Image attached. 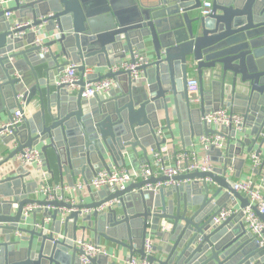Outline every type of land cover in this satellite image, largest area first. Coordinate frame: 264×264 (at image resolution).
I'll use <instances>...</instances> for the list:
<instances>
[{
  "label": "water",
  "instance_id": "95a60500",
  "mask_svg": "<svg viewBox=\"0 0 264 264\" xmlns=\"http://www.w3.org/2000/svg\"><path fill=\"white\" fill-rule=\"evenodd\" d=\"M5 1L0 4V126L20 108L18 96L38 108L33 105V113L25 112L11 135L0 138V167L23 150L38 148L49 177L56 171L72 188L77 177L87 183L97 170L124 167L138 151L143 164L149 163L148 153L161 150L166 134L171 141L177 136L183 149L201 136L220 137L225 146L206 152H217L219 168L175 177L184 182L178 187L148 188L164 177L139 180L113 194L92 195L87 187L88 204L34 198L40 184L25 182L30 173L18 167L0 178V264H82L77 242H85L86 233L96 247L104 241L141 259L145 240L158 239L149 264H264V247L244 226L248 200L227 179L229 167L236 172L249 163L244 155L264 168V0H211L205 17L199 13L203 0ZM22 21L30 26L14 29ZM47 34L57 37L42 45L47 49L42 54L34 41ZM135 54L144 63L137 81L124 72L84 75L86 68L133 62ZM69 64L79 76L75 93L56 85ZM43 66L45 76L39 78L36 68ZM191 73L198 80L195 103L187 91ZM102 79L113 80V89L83 99L84 86ZM223 107L242 117L240 133L202 122ZM113 200L119 204L104 213L81 218L77 212ZM236 201L239 212L214 225L213 218ZM25 206L38 209L25 217ZM73 209L61 223V211ZM39 212L43 218L37 221ZM87 264L115 263L98 255Z\"/></svg>",
  "mask_w": 264,
  "mask_h": 264
},
{
  "label": "built area",
  "instance_id": "2783aa9c",
  "mask_svg": "<svg viewBox=\"0 0 264 264\" xmlns=\"http://www.w3.org/2000/svg\"><path fill=\"white\" fill-rule=\"evenodd\" d=\"M5 0H0V4L5 5ZM200 15L205 17L211 13V1L203 0L202 5L199 11ZM6 18L10 17V14H5ZM29 21L15 22L14 29H20L23 27H29ZM29 31L36 33L35 28H30ZM50 39L57 37L56 34H50ZM19 36L23 37L24 33L19 34ZM48 35H42L35 39L34 44L36 46H40V52L45 54L47 49L42 47V45L50 40H46ZM133 62L129 60H124L119 64H114L108 69L106 72H110L112 74L118 72L128 73L130 79L137 81L141 78L143 72L140 70V67L144 65L143 59L140 54H135L133 57ZM92 74H97L95 69L86 68L85 76H90ZM193 74V73H191ZM17 77H19L17 75ZM79 80V76L76 73V65L69 64L65 67L63 72L59 75L56 80V85H65L68 92H75L77 90V82ZM114 87V81L111 79H102L97 82L88 83L84 86V90L82 93L83 99H91L95 95H105L109 93ZM198 82L195 78L189 77L187 80V91L191 96V102H197V94H198ZM21 96H18L19 109H16L9 121H4L0 126V138L11 135L12 129L19 126L22 122V116L28 109V106L21 100ZM23 111V112H22ZM202 122L210 125L211 127L219 128V127H232L237 133H240L242 130L243 119L238 114H231L228 108L223 107L217 112H211L208 115L204 116ZM196 141V142H195ZM195 144L193 143L192 148L189 150H183L177 152L172 157V164L164 163V153L165 149L161 148L159 152H151L149 155L150 161L149 163H144L140 166L139 169L134 172H129L121 167L111 166L109 170L100 169L97 170L93 176V178L85 183L84 181L74 182L72 188L68 187L64 184H58L53 187H48L44 185V181L49 177L47 171L44 168V161L42 159V154L38 148H34L31 150H23L22 153L17 154L15 156L14 162L18 165V167L22 168H36L39 172L42 173L39 175L36 172L40 179H42V183L38 186L33 196H37L38 198H42L40 200H46L48 202L53 201H63L70 205L76 204H84L81 198L77 199V194H82L87 187L94 191H105L108 194H113L117 191H123L130 184L136 183L139 180H147L151 177L166 178V181L157 183L153 187L149 186L148 188L157 192L161 188H171L178 187L182 185L184 182L174 180L175 177L180 175H185L193 172H212L217 167L214 166L209 156H204L202 158H198V148L207 152L211 146L215 147L218 150H223L225 143L224 140L217 136H209L204 137L201 136L195 140ZM251 166L253 168L260 167L261 161L251 156L250 159ZM233 166L229 167L227 173H233ZM201 182V181H200ZM207 183L209 181H206ZM210 183V182H209ZM233 190L248 200V206L242 210L243 214V222L246 230L257 239V242L261 248L264 247V222L260 220L259 215L264 217V175L256 180L254 178H250L246 181L236 182L233 185ZM35 198V197H34ZM119 204L118 200H113L102 204L101 206L94 208L92 210H71V211H61L59 216V220L63 223L64 218L70 212H79V216L81 218L96 213H104L109 209H114L116 205ZM38 209L36 206H25L23 209V216L27 217L34 210ZM239 209L234 206L229 209H222L218 215L213 218L212 222L214 225L218 226L226 221L229 217L238 213ZM50 222L49 219H45V223ZM160 228L162 230H167L168 227L165 223H161ZM16 237H20L21 235L16 232L14 234ZM78 246L81 248L83 255L79 258L82 264H87L89 259H92L98 255H105L107 253L103 251L100 246L96 247L90 242H77ZM144 258L132 256L128 258L126 264H149L147 258L152 255V241L150 238H147L144 243Z\"/></svg>",
  "mask_w": 264,
  "mask_h": 264
},
{
  "label": "crops",
  "instance_id": "0c3cea01",
  "mask_svg": "<svg viewBox=\"0 0 264 264\" xmlns=\"http://www.w3.org/2000/svg\"><path fill=\"white\" fill-rule=\"evenodd\" d=\"M10 18H13V15L12 16L10 15ZM47 35L48 36H47V38L44 41L50 39L49 36H51V35L50 34H47ZM44 69H45L44 66L42 68H40V67L36 68V71L38 73V77L39 78H44V76H45L44 75ZM95 72H97V73L99 72L101 74H104L106 72V69H104V68L96 69L95 68ZM28 74H30V73H28ZM189 77L195 78L197 80V77L194 74H190ZM30 78H32V76H30ZM203 84H204L205 91L206 92H210V85H209L208 79H204ZM75 92H73V93H75ZM33 105L35 106L36 109L38 108L37 102L33 101L32 105H30V107H28V109L26 111V114L33 113V110H35L33 108ZM4 121H5V118L2 119V122H4ZM175 133L177 134L176 131H175ZM166 136H167L166 137L167 138V142H166V144L164 146H162V148L166 150L165 153H164V163L165 164H172V157H173V155L175 153L183 151V150H189V149L192 148V146H190L189 148L183 149L182 145H181V142H180V140H179V138L177 136H176L174 141H171L167 134H166ZM195 140H197V139H195ZM195 142H194V144H195ZM224 143H225V141H224ZM1 146L2 145L0 144V147ZM15 146L16 145L14 143L10 144V145H8L6 147L5 151L6 152H10L11 150H13V148ZM5 151H3V152H5ZM215 153H213L212 155H209L204 150L198 148V158H202V157L207 155V156H209L211 163L214 166H216L217 168H219L220 167V162H221V157L217 154V152H215ZM150 154H151V152L148 153V155H150ZM138 155H139V157H133L131 161L126 159L125 160V166L121 167V168H124L125 170H127V171H129L131 173L134 172L135 170L139 169L144 161H143V159L141 157V153L139 151H138ZM2 157H3V155H2ZM49 157H50V160H51V153L49 154ZM241 158H246L249 163H247L242 169H240V170H238L236 172H235V170H233L232 174H229V172H228L227 173V179L228 180H230L233 183L246 181V180H248L250 178H254L256 180H259V178L264 175V168L261 170V166L260 167L258 166L257 168H253L251 166V162H250L251 156H245L244 155ZM51 162H52V160H51ZM17 168H18V165L14 161H10V162H7V163L3 164L0 167V178L4 177L6 175L7 176L14 175V171ZM24 169L26 171H28V173H30V177L28 179H25V182H30V183L31 182H35V183H37V185L42 183V179H40V176H39L42 173L41 171L39 172L36 168H32V167L24 168ZM36 172H38L39 175ZM57 175L58 174L55 171L54 172V176L48 177L47 180L44 181L43 184L48 186V187H53V186L58 185V184L66 185L65 182L61 183L59 181V178H58ZM81 180H83V179H81L80 177H77L75 179V182H78V181H81ZM91 193L93 195V194L98 193V191L91 190ZM90 195L91 194L88 193L87 190H85L82 194H77L76 197H77L78 200H80V198H81V200H82V202H84V204H88V203L91 202ZM33 197H35L36 199H42V198H38L37 196H33ZM239 206H240L239 202H237V201L234 202V207L235 208L239 209ZM42 218H43V213L39 212L37 214V221H40ZM50 225H51V221L48 222V223L46 222V226L47 227L50 226ZM80 226H84V224L81 223ZM79 235H81L80 232H79ZM92 240H93L92 239V234L91 233H86L85 234V242H91ZM152 244L155 245V246H158L159 245L158 239H154L153 238L152 239ZM100 248L107 253L109 262H113L115 264H126L128 258L131 257V255L129 254V252L126 249H123L121 247H118L116 245H113V244H110V243H107V242H104V241H101ZM133 256L139 257L136 254H133Z\"/></svg>",
  "mask_w": 264,
  "mask_h": 264
}]
</instances>
